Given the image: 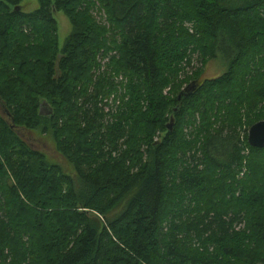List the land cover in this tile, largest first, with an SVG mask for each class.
Instances as JSON below:
<instances>
[{"label": "trees", "instance_id": "trees-1", "mask_svg": "<svg viewBox=\"0 0 264 264\" xmlns=\"http://www.w3.org/2000/svg\"><path fill=\"white\" fill-rule=\"evenodd\" d=\"M23 1L0 0V264H264V256L246 251L250 241L264 249L260 182L237 195L219 185L240 170L244 151L252 160L264 153L247 143V128L264 120L254 115V94L264 98V86L256 91L249 83L242 91L247 74L254 82L264 79V0L238 8L225 0H38L30 14L22 13ZM92 1L104 4L122 30L128 98L110 121L104 112L79 115L76 107L86 96V63L102 32L74 33L55 55L53 13L63 11L77 29L71 10ZM27 29L41 40L31 47L42 65L38 73L26 55L30 50L22 48ZM207 41L208 58L224 60L226 73L178 93L176 124L168 132L163 77L204 53ZM42 98L56 105L49 117L39 116ZM225 109L231 119L226 129H204L202 142L185 140L182 126L194 113L206 118ZM42 122L75 179L47 164L17 133ZM155 132L165 135L154 142ZM199 142L200 162H183L179 156ZM245 220L251 235L241 230Z\"/></svg>", "mask_w": 264, "mask_h": 264}, {"label": "rangeland", "instance_id": "rangeland-1", "mask_svg": "<svg viewBox=\"0 0 264 264\" xmlns=\"http://www.w3.org/2000/svg\"><path fill=\"white\" fill-rule=\"evenodd\" d=\"M248 1L249 0H225V5L232 8H238L245 5ZM20 6L22 13L30 14L35 12L39 8V2L38 0H24L20 4ZM87 7L85 6V4H75L73 10H71L77 23V29L74 28L70 19L63 11L53 13V19L56 24L57 39V50L55 55H62L63 48L66 46V43L72 38V35L74 33L81 32L82 34H87V36L90 37V33L102 32V34H100L99 38L96 41L97 44H92L93 48L96 50L95 52H93V56H91L89 61L86 63V67H88L89 69L86 70V75L88 76V81H90L86 96L78 99L76 107L79 109V115L87 114L88 116H93L94 114H97L96 117L98 118L104 112V114L106 115V117L103 118L105 119L104 121H110V118L113 117V114L120 113L119 110L123 107V104L126 103V100L128 98L127 85L129 82V77L125 75V70L122 69V59L120 56V50L122 49V30L117 27L113 23V21H111L106 11L107 9L105 5L101 2L94 1L90 5V7ZM260 15H262L264 18V12H262ZM185 28L190 29L188 25H186ZM24 32L27 38L22 43V48H24L25 50H30L26 55H30L31 57V47L41 43V40L37 41V39L39 38L35 31V34L32 35L36 39L33 38L32 35H30V31L28 29ZM29 38L31 39L29 40ZM106 42V48L98 46V43L102 44ZM90 44L91 43L89 41V45ZM209 50L210 42H204V53H202L200 56L194 55L191 60L181 66L173 76L170 74L164 75L163 78L165 79V83L163 84L162 95L165 98L166 103L170 101V114L168 115V122L166 123L165 128V130H167L168 132L173 131L176 124L174 112L172 110L174 109L175 111H178L177 109H175V104H173V101L177 97L178 93L193 81H214L219 79L226 73L228 66L227 63L221 58L209 59ZM47 53V50H43L41 51V55L39 57H43L42 59H44L47 56ZM36 55L37 54H35V56L32 55L33 59L30 62H32L31 69L35 73H38L42 68V65L35 60ZM259 55L261 58V55H263V53ZM242 71L243 74L241 76L247 73L246 70L244 71L242 69ZM252 76L253 75L249 73L243 77L244 81L247 82L242 88L243 93H247L248 90H250L249 83H252V89H255L256 91L261 90L262 86H264L263 78L258 79L256 80V82H254L252 81L254 80ZM85 83L86 81H84V83H81L77 87L84 88L87 85V83L86 85ZM76 90L79 92L80 89L77 88ZM254 95L256 96L255 99H257L255 100V102H257V107H255L254 115L264 116V98L257 97L259 96L257 93H255ZM45 101L46 98H42V100L40 101V108L41 104L45 103ZM75 103L76 102H74L72 105H75ZM51 106V108H48L52 111V108L56 109V105H54V103H51ZM243 110L246 111V109ZM45 111H47V109ZM227 111L228 109L215 111V114H210L206 118H203L198 112L194 113L191 119V124L189 126L188 124H185L184 127L182 126L183 137L188 142L193 140V138H197L196 142H202V140L204 141L206 137L204 129H208L206 133H214L222 129L223 127L225 128L226 126H229L231 119H229L228 117L226 118V116H228L225 115L226 113H228ZM246 114L247 113L243 114L241 112V115L244 116V120H246ZM44 125L45 122H42V124L35 130L17 129V133L33 151L43 156L44 161L47 164L58 166L64 175L75 179L76 174L73 165L68 160H66L59 152L53 132L50 129H47L46 131ZM168 127H170V130H168ZM243 128H246V126H244ZM249 129L250 128H247V136ZM136 130V127L133 126L132 133L136 132ZM202 131L204 133H201ZM164 135L165 133L155 132L153 134V141H160ZM201 142L197 143V146L190 152H187L183 156H179L180 158H182L183 162H193L194 165L195 163L198 164L200 162L199 159L201 156ZM139 150L141 153H143V155H145L144 159H146V147L140 146ZM252 158L253 156L250 150L244 151L243 162L240 170H234V173H232L230 177H226L224 181H222L220 184L217 183L216 185L219 184L222 188H224V191L230 188L237 195L240 193L241 189H249L248 187L254 186L255 184H258L260 182V184L258 185V189L264 192V153L259 154L258 157H255L253 159L255 161H253ZM250 161L253 162L250 164ZM222 198L224 200L228 199L227 194L223 195ZM213 202L214 201L212 200V203ZM215 204L216 203H214V205ZM218 204L220 203H217V205ZM260 211L261 212L259 213L257 211L258 215L263 216V209H261ZM236 225L237 224H234V227ZM240 226L242 231H247L248 235H251V230L247 226L246 220ZM252 243L253 241L247 243L246 251H251L259 257L264 256V249L261 247V245L256 242H254V245ZM229 264L242 263L232 262Z\"/></svg>", "mask_w": 264, "mask_h": 264}, {"label": "water", "instance_id": "water-1", "mask_svg": "<svg viewBox=\"0 0 264 264\" xmlns=\"http://www.w3.org/2000/svg\"><path fill=\"white\" fill-rule=\"evenodd\" d=\"M181 95H179L178 99L180 100ZM47 109V111H45ZM52 110L48 108V106L43 103L41 105L39 116L40 117H49L52 115ZM172 123V121H171ZM170 130V127H168ZM247 143L252 149L263 150L264 149V121H261L255 125H253L248 132Z\"/></svg>", "mask_w": 264, "mask_h": 264}]
</instances>
